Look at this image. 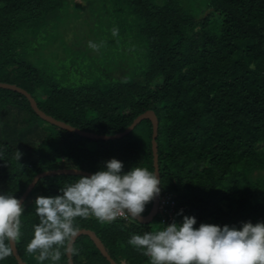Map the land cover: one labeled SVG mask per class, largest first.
I'll return each mask as SVG.
<instances>
[{
	"label": "trees",
	"instance_id": "obj_1",
	"mask_svg": "<svg viewBox=\"0 0 264 264\" xmlns=\"http://www.w3.org/2000/svg\"><path fill=\"white\" fill-rule=\"evenodd\" d=\"M62 3L0 0V83L25 90L44 114L97 135L121 132L151 110L157 120L160 194L172 195L171 222L192 216L194 227L237 229L243 222L264 223V0H103L101 8L116 11H106L109 17L102 19L106 33L118 30L114 49L135 53L124 79L101 65L86 64L82 75L74 67L79 74L70 78L65 67L67 75L57 77V71L32 63L26 45L37 37L47 40L43 27ZM0 107L26 113L25 127L38 126L44 133L33 148L21 151L19 161L13 158L17 148L0 141V194L18 198L32 177L46 170L93 174L112 158L123 163V172L133 166L153 172L147 119L119 138L101 140L48 124L24 95L10 89L0 87ZM78 179V174L43 176L23 198L22 236L14 247L24 264H52L26 252L39 223L35 198L60 195L61 187ZM155 215L159 224L157 210ZM154 216L147 222L127 216L103 224L77 217L75 225L89 230L113 262L149 264L127 241L161 228L153 227ZM74 247L72 264H109L85 234L74 239ZM0 264L16 262L9 256ZM56 264H66L65 254Z\"/></svg>",
	"mask_w": 264,
	"mask_h": 264
},
{
	"label": "clouds",
	"instance_id": "obj_2",
	"mask_svg": "<svg viewBox=\"0 0 264 264\" xmlns=\"http://www.w3.org/2000/svg\"><path fill=\"white\" fill-rule=\"evenodd\" d=\"M117 32L113 29V36ZM89 47L96 50L98 45L89 42ZM22 155L16 149L13 158L19 161ZM104 164L90 176L78 175L75 183L59 189L60 195L35 198L39 223L33 226L27 253H38V261L50 260L52 264L64 254H76L77 217H94L102 224L118 216L142 219L145 206L161 191L156 173L139 166L123 172V163L115 158ZM23 213L20 199L0 194V260L12 255L22 236ZM195 224V217L184 216L180 224L173 220L155 231L133 234L127 243L141 251L149 264H264V223L243 222L239 229Z\"/></svg>",
	"mask_w": 264,
	"mask_h": 264
},
{
	"label": "rangeland",
	"instance_id": "obj_3",
	"mask_svg": "<svg viewBox=\"0 0 264 264\" xmlns=\"http://www.w3.org/2000/svg\"><path fill=\"white\" fill-rule=\"evenodd\" d=\"M62 1L57 14L50 16L46 26L43 27L47 40L43 41L37 37L26 45L28 58L32 63L36 67H49L57 71L60 73L57 77H63L66 69L67 73L73 74L69 77L73 78L79 73L82 75L87 72L86 67L96 65L106 67L105 69L109 68L111 73L114 72L113 74L118 76L114 77L115 79H124L129 76L130 69L133 70L135 53H131L124 46L114 49L112 39L115 40V37L106 33L107 24L105 20H102L109 17L106 14L107 10L101 8L103 0ZM107 12L112 15L116 11L111 9ZM89 42L97 44L98 48L93 50L89 47ZM120 50L124 52V55ZM80 51L84 56L79 53ZM115 52L118 54H115L114 59H110L109 57L112 58ZM76 59H80V62ZM59 65H62V69ZM74 67L79 70L78 74L73 71ZM27 116L26 113L13 107H0V141L3 140L22 152L33 148L44 133L38 126L26 128L24 120ZM156 216L151 221L153 227L159 225Z\"/></svg>",
	"mask_w": 264,
	"mask_h": 264
},
{
	"label": "water",
	"instance_id": "obj_4",
	"mask_svg": "<svg viewBox=\"0 0 264 264\" xmlns=\"http://www.w3.org/2000/svg\"><path fill=\"white\" fill-rule=\"evenodd\" d=\"M0 87L10 89V90L16 91V92L24 95V97L27 99L29 106L32 109V111L39 118H41L42 120H44L48 124L62 128V129H64V131L67 130L70 132H74L75 134H77L79 136H84V137H88V138L101 139V140L119 138V137L127 134L138 121H141L143 119L149 120L150 129H151L150 148H151V154H152V166H153V172L156 173V175L158 176L156 142H155V139L157 136V129H156V121L157 120H156L154 113L151 110H145L142 113H140L139 115H137L121 132H118V133H115L112 135H97V134H92L89 132L78 130V129L73 128L67 124L65 125V123H62L59 120H56V119L52 118L51 116L44 114L41 110H39L37 108L36 103L33 100V98L22 88H19L15 85H11V84H6V83H0ZM53 174H65V175L78 174V175H83V176H90L92 173L84 171V170L75 169V168H68V169L62 168V169L46 170V171L39 172L32 177V179L29 181V183L26 186H24L22 192L18 196V199H20L23 202V198L26 196L29 189L36 183V181L38 179H40L43 176L53 175ZM157 200H158V196L152 200L149 212L146 215L142 216V219L139 220L138 222H147L154 216V214L156 212V207H157ZM80 234H85L89 237V239L93 242L95 247L100 252L101 256H103L109 264H117V263L113 262L107 256V254H106L103 246L99 242V240L89 230L78 229L76 237ZM16 252L17 251H16L15 247L13 246V253L11 256L15 260L16 264H24L20 260V258L18 257ZM65 258H66V264H72L70 261L69 255L65 254Z\"/></svg>",
	"mask_w": 264,
	"mask_h": 264
},
{
	"label": "built area",
	"instance_id": "obj_5",
	"mask_svg": "<svg viewBox=\"0 0 264 264\" xmlns=\"http://www.w3.org/2000/svg\"><path fill=\"white\" fill-rule=\"evenodd\" d=\"M172 195L168 193H161L158 195L156 210L160 214L159 224L161 228L171 223V209L173 206ZM119 218H126L127 216H118Z\"/></svg>",
	"mask_w": 264,
	"mask_h": 264
}]
</instances>
